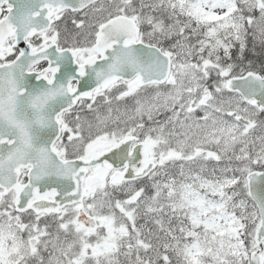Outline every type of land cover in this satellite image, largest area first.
Wrapping results in <instances>:
<instances>
[{
  "label": "snow or ice",
  "instance_id": "obj_1",
  "mask_svg": "<svg viewBox=\"0 0 264 264\" xmlns=\"http://www.w3.org/2000/svg\"><path fill=\"white\" fill-rule=\"evenodd\" d=\"M0 264H264V0H0Z\"/></svg>",
  "mask_w": 264,
  "mask_h": 264
}]
</instances>
